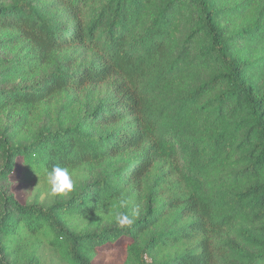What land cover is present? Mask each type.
Returning <instances> with one entry per match:
<instances>
[{
    "label": "trees",
    "instance_id": "16d2710c",
    "mask_svg": "<svg viewBox=\"0 0 264 264\" xmlns=\"http://www.w3.org/2000/svg\"><path fill=\"white\" fill-rule=\"evenodd\" d=\"M55 165L73 192L18 197ZM120 240L119 264H264V0H0V264Z\"/></svg>",
    "mask_w": 264,
    "mask_h": 264
},
{
    "label": "clouds",
    "instance_id": "9594fccd",
    "mask_svg": "<svg viewBox=\"0 0 264 264\" xmlns=\"http://www.w3.org/2000/svg\"><path fill=\"white\" fill-rule=\"evenodd\" d=\"M76 173L68 167L59 165L53 166L50 170L45 171V183L47 185V194L50 197L67 196L75 190L77 182ZM130 204V198L126 193H122L119 198L114 200L108 209L111 220L120 228L130 227L135 218L141 213L140 205H136L131 210V215L127 214L126 209Z\"/></svg>",
    "mask_w": 264,
    "mask_h": 264
},
{
    "label": "rangeland",
    "instance_id": "374dc122",
    "mask_svg": "<svg viewBox=\"0 0 264 264\" xmlns=\"http://www.w3.org/2000/svg\"><path fill=\"white\" fill-rule=\"evenodd\" d=\"M17 168V172L20 171ZM18 197L23 201H39L49 203L53 197L47 194V185L45 179L36 178L33 181L18 182L14 186ZM123 240L113 244H108L100 249V253L96 257V264H119L124 258V250L122 246ZM41 264H67L58 254L47 246L43 247L41 252Z\"/></svg>",
    "mask_w": 264,
    "mask_h": 264
}]
</instances>
